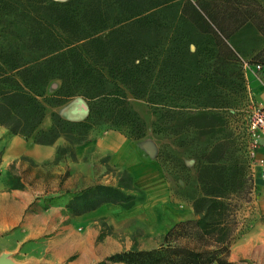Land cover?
<instances>
[{
	"label": "trees",
	"instance_id": "16d2710c",
	"mask_svg": "<svg viewBox=\"0 0 264 264\" xmlns=\"http://www.w3.org/2000/svg\"><path fill=\"white\" fill-rule=\"evenodd\" d=\"M250 33L263 46L245 43ZM250 47V64L264 66L261 0H0V125L13 135L34 136L40 145L62 137L71 148L58 153L73 155L98 125L139 140L147 126L132 96L154 116V134H173L179 149L198 143L196 136L215 142L196 159L200 195L193 206L200 219L176 224L157 249H134L101 264H231L226 200L245 189L249 168L242 151V163L219 165L229 144L214 139L224 125L216 112L244 91L239 55ZM54 81L60 88L49 95ZM76 97L89 105L85 122L53 115L52 129L38 132L47 106ZM132 200L118 188L96 185L67 208L81 216Z\"/></svg>",
	"mask_w": 264,
	"mask_h": 264
},
{
	"label": "crops",
	"instance_id": "0c3cea01",
	"mask_svg": "<svg viewBox=\"0 0 264 264\" xmlns=\"http://www.w3.org/2000/svg\"><path fill=\"white\" fill-rule=\"evenodd\" d=\"M247 79L248 91L257 102L264 103V71L257 72L251 69L247 73ZM59 88V81L52 82L48 87V94H55ZM130 102L146 122V136L133 140L126 131L110 124L95 126L90 130L88 140L74 149L75 161L69 163V172L75 179L78 176L79 181L84 183L81 189L90 188L94 184L95 186L106 185L118 188L129 195V191L109 174L105 172H100L97 176L94 174L96 173L95 166L100 168L102 167L101 162L106 161L112 170L126 173L129 176L132 188L145 196L144 201L129 209L120 205L107 204L81 216H65L61 212L57 216L24 218V211L30 204V200L22 202L24 204H12L9 190L16 189H13L11 184L4 185L2 189L8 191V199L0 198V231L13 228L23 221L24 230L20 233L19 245L32 239L33 241L36 239V242L31 243L30 246L43 245L39 238L45 231V220L50 222L47 229H54L56 224L69 221L68 228L63 227L61 234L53 241L51 252L48 254L40 252L33 255L32 251L24 246L19 250L14 248L10 250V253L15 254L12 260L14 263L101 264L111 256L131 252L135 249V244L140 246L136 249L139 251L157 249L170 229L191 218L192 207L175 197V191L180 189V185L165 172L158 161L160 146L153 133L154 118L143 101L130 96ZM89 114L88 103L80 97L62 105L47 106L45 118L38 132L52 129L53 115H58L67 122L81 123L89 118ZM64 142H66L65 139L61 137L54 144L40 145L36 143L34 136H16L0 125V184L4 182L2 176L8 174L9 168L22 159L38 166L53 163L57 158L58 147ZM258 156L264 158V148ZM90 167L92 168L91 173L88 170ZM58 173L60 174V171ZM98 178L101 179L98 180ZM258 181L261 180H256L255 190L263 191L264 184ZM261 211L264 215V203L261 204ZM253 219L248 221L249 229L244 235L232 244L229 263L264 264V216L256 215ZM137 221L142 222L152 233L148 237L150 241L148 244L144 242L142 244L141 240L147 238L141 234L131 231L123 237L118 230L120 225ZM34 222L40 225L34 226ZM107 224L110 229L104 233L105 228L102 226L105 227ZM124 238L125 242H123ZM135 239L136 243L133 242ZM159 239L162 241L157 244L156 240ZM16 251L18 253H15Z\"/></svg>",
	"mask_w": 264,
	"mask_h": 264
},
{
	"label": "rangeland",
	"instance_id": "374dc122",
	"mask_svg": "<svg viewBox=\"0 0 264 264\" xmlns=\"http://www.w3.org/2000/svg\"><path fill=\"white\" fill-rule=\"evenodd\" d=\"M58 2H66L68 0H56ZM264 4V0H261ZM254 34L250 33L243 40L245 43L256 44L255 46H262V43H255L253 40ZM254 47V45H252ZM250 47L248 53H240V65L242 67V71L244 73V83H242L244 91L240 93L237 98H234L231 101V104L227 108H220L216 113L220 114L223 117L224 125L217 130V134L214 139L216 141H226L229 144V149L226 154V161L219 163V165H227L235 161V159L243 162L240 158V151L244 150L245 146V126H246V116L249 108V91H248V79L247 73L248 71L244 70L242 66V61H250L255 53L251 50ZM194 50V49H193ZM150 112V111H149ZM152 115V113L150 112ZM154 118V116L152 115ZM155 122V118L153 124ZM170 126H174V124H170ZM153 127V125H152ZM154 131V128H153ZM154 133V132H153ZM154 137L159 141V154L160 150L163 148L165 154L162 158H159L158 161L161 167L165 170V172L171 176V178L180 185V189H176L175 197L190 205L192 207L193 213H191V218L185 221L199 220V216L195 213L194 210V201L198 198L200 193L199 183L197 180V172L196 167L198 166V161L196 160L204 153V149L208 142L215 143L211 140L210 136L206 138H199V136L191 137L200 140L198 143H195L193 146H188L183 149H179L177 147L179 139L175 137L173 134H154ZM66 141V140H65ZM65 148H71V146L64 142L57 149V158L53 163H48L45 165H35L31 161L21 160L20 162H16L12 167L9 168L8 174L2 176L3 183L0 184V198L8 199V191L2 189V186L10 185L13 189L9 190L11 194V203L13 204H24L22 202L30 200V204L24 211V218L30 216H48L53 215L57 216L62 212L65 216L73 215L71 211L67 208L69 202L76 196V194H80L82 191L89 189H81V186H84V183L79 181V177L75 179L74 176L70 175L69 172V163H73L74 155L72 152L62 153L58 150H62ZM1 156V154H0ZM167 156V158H166ZM240 156V157H239ZM169 158V160H167ZM102 167L96 168V176L100 174V172H105L109 174L110 177L114 178L129 191V195L133 196V200L128 204V206H124V208L129 209L136 204L144 201L145 196L141 194L138 190H134L130 183V178L126 173L117 172L112 170L107 164L106 161L101 162ZM18 165V166H17ZM98 169V170H97ZM89 172H92V168L90 167ZM60 171V174L58 173ZM1 176V175H0ZM101 178H98V180ZM244 180V179H243ZM248 179H245L244 186L245 189L242 192H238L230 195V199L226 200L228 207L229 218L224 221V226L228 233L232 237V244L237 239L241 238L242 235L249 229L250 223L248 221L254 220V216L262 215L261 204L264 203V190H252L249 184H247ZM261 184H264L262 181H258ZM92 185L91 187H94ZM90 187V188H91ZM133 205V206H131ZM45 220V231L41 234L39 241L43 243V245L38 246H30L31 243H35V241H25L23 245H19L21 242L20 233L24 230L23 221L17 224L13 228H8L0 231V256L3 254H8L10 259H14L13 253H10V250L14 248H22L23 246L26 249H30L33 255L37 253L43 252V254H48L52 251L53 241L61 234V229L69 226V221L64 222L63 224L58 223L52 228H48L50 222H46ZM183 221V222H185ZM40 225L38 222H34V226ZM103 232L109 231L110 227L102 226ZM120 234L125 237L130 234L129 232L134 231L142 236L146 237L145 240L142 239L141 242L148 244L149 236L152 234L147 229L146 226L142 222H134L125 225H120L118 228ZM111 233V232H110ZM15 234V235H13ZM103 235V234H102ZM38 241V240H37ZM126 239H123L125 242ZM162 240H156V243H161ZM136 243V239L133 241ZM185 242V241H183ZM29 243V244H28ZM231 244V245H232ZM19 245V246H18ZM138 244H135L134 248L138 249ZM144 247V245H143ZM147 247H151L148 246ZM9 251V252H8ZM15 253H18L17 251ZM20 264V263H17Z\"/></svg>",
	"mask_w": 264,
	"mask_h": 264
},
{
	"label": "built area",
	"instance_id": "2783aa9c",
	"mask_svg": "<svg viewBox=\"0 0 264 264\" xmlns=\"http://www.w3.org/2000/svg\"><path fill=\"white\" fill-rule=\"evenodd\" d=\"M244 70L251 69L263 72L261 64L251 65L249 61L241 60ZM249 108L246 116L245 146L243 153L246 157L249 175L248 184L252 190L256 189V180L264 181V158L259 157L260 151L264 148V103L257 102L249 92Z\"/></svg>",
	"mask_w": 264,
	"mask_h": 264
},
{
	"label": "water",
	"instance_id": "95a60500",
	"mask_svg": "<svg viewBox=\"0 0 264 264\" xmlns=\"http://www.w3.org/2000/svg\"><path fill=\"white\" fill-rule=\"evenodd\" d=\"M0 264H16L10 259L8 254H3L0 256Z\"/></svg>",
	"mask_w": 264,
	"mask_h": 264
}]
</instances>
